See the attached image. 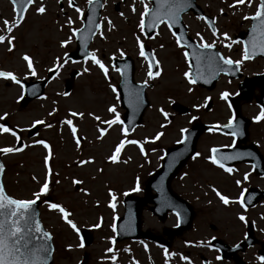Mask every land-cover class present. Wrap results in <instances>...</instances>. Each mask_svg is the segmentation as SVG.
Masks as SVG:
<instances>
[{"label": "rangeland", "instance_id": "374dc122", "mask_svg": "<svg viewBox=\"0 0 264 264\" xmlns=\"http://www.w3.org/2000/svg\"><path fill=\"white\" fill-rule=\"evenodd\" d=\"M196 1L205 14L214 19L216 32L213 35V31L203 19L187 14L183 16V22L188 28L189 36L199 44L214 43L225 58L241 60L243 48L239 43L233 42L232 38L251 27V19L246 20L243 17H251L255 13L259 0H252L250 6L245 0V4H237L232 8L229 5L233 4L234 0ZM75 2L84 14L87 0ZM41 3L46 8L44 14L36 12ZM117 3L118 12L114 8ZM144 3H149V6L151 4L149 0H144ZM133 7L135 11L132 10ZM75 9L69 5L68 0H36L23 24L14 27L13 32L7 35L15 37V49L8 51L7 39L0 43V71L11 72L29 81L48 79L50 69L57 70V74L49 80L43 96L30 102L23 101V88L20 85L0 78V116L7 113L0 124L15 131L23 141L22 151L1 154L5 166L3 182L11 197L32 199L33 192L39 191L46 179L44 157L48 150L35 141L43 140L51 149L48 167L51 168L52 174L47 178L49 190L41 195L39 200L42 202L41 221L53 236L52 264H80L85 252L89 255L86 264H202L198 254L203 251L209 256L210 264H230L216 262L215 252L207 247L215 236L221 237L229 244L243 240L246 236V224L238 219L239 215H244L245 221L254 225L256 235L261 240L259 246L243 253L245 256L241 254V257L249 264H261L255 253L258 247L264 245V200L252 208H241L238 203L226 206L212 189L215 188L230 200H236L243 189L246 191L252 186L264 188V177H254L250 170H247V165L234 167L231 174L221 173L218 169L208 168L197 158L190 161L171 183L173 190L188 199L196 212L194 226L172 241L174 249H180L182 257L187 259L175 258L169 261L164 250L147 243L124 245L125 250L115 244L113 220L122 215L121 199L125 193L132 192L138 183L140 191L135 193L143 196L145 183L160 168L165 151L182 140V130L189 128L194 120L199 124L208 123L213 126L228 123L233 119L231 108L220 96L223 92L232 95L235 94L233 92H238L239 81L222 79L215 89L208 91L196 84H189L188 77L184 75L186 72L190 73L185 49L177 45L169 28L162 24L152 39H147L139 29L138 24L143 12L141 0L103 1L101 26L90 45V53H94L108 67L107 78L90 58L65 63L66 53L75 48L73 31L82 26L83 15ZM14 19L11 2L0 0V35H6L3 21L8 20L11 24ZM69 19L71 24L68 23ZM225 33L229 39H225ZM136 37H140L144 47L153 51L156 61L159 62V77L149 79L147 76L148 65L145 59L138 55L139 45ZM66 40L69 43L62 46V42ZM120 52L136 58L137 81L147 80L153 84V88L147 92L150 106L144 114L143 122L126 137L121 131L123 125L109 127L101 123L113 118V114L108 112L111 106H115L120 118L124 113L119 103L118 90L114 93L109 87L111 84L117 89L120 81L119 72L115 71L111 64L113 59L121 58ZM24 55L31 58L35 76L29 73L26 62L22 59ZM243 66L246 73L244 76H252L264 70L262 60L243 63ZM85 68L88 69L87 72L84 71ZM73 70H77L79 75L73 83L72 91L65 94V82ZM188 88H192V91L189 92ZM208 100H211L212 107L206 111ZM173 102L189 108V113L181 115L173 111ZM240 108L241 114L251 122V138H256V141L262 143L264 152V119H254L261 111L258 101L240 100ZM161 109L163 113L170 114L172 119H165ZM71 112L83 113V117H71ZM96 116L100 117L99 121L94 119ZM65 119L73 120V125L77 128L76 136L81 141L79 147L76 146L68 126L62 123ZM37 120L44 123L34 124ZM49 124L52 127H46ZM36 125L39 126L38 134L28 138V130ZM101 128H106L107 131L101 139H97ZM157 132H163V135L160 139L153 140ZM212 134L216 136H200L197 152L203 154L209 145H226L232 142L230 137ZM122 139L125 140V146L119 154V162L114 164L108 157ZM131 139L137 140L139 145L143 146L144 153L140 152L139 145L126 142ZM17 143L10 133L0 134V148L16 147ZM80 160L92 162L81 165ZM241 169L244 171L237 173ZM245 174L248 176L246 180ZM32 177H36V180ZM236 178L241 181L239 186L236 184ZM73 181L81 183L76 184ZM183 189L188 196L184 194ZM190 190L195 192L191 194ZM110 191L116 195L115 201L111 200ZM207 192L211 196H208ZM47 197L51 203L59 204L71 213L67 219L76 225L79 232L86 228L93 234L91 247L86 249L79 246V232L61 218V213L48 207L50 203H46ZM118 199L120 200L114 208L109 206ZM150 206L152 204L149 203L146 207ZM141 217L144 230L155 233L165 231L164 228H173L178 223L174 214L160 222L147 208L143 210ZM97 224L100 226L95 227ZM211 225L214 229L210 228ZM110 248L112 251H109ZM185 250L191 253L188 254Z\"/></svg>", "mask_w": 264, "mask_h": 264}, {"label": "snow or ice", "instance_id": "6c2138e0", "mask_svg": "<svg viewBox=\"0 0 264 264\" xmlns=\"http://www.w3.org/2000/svg\"><path fill=\"white\" fill-rule=\"evenodd\" d=\"M35 2V0H12L13 4V11L15 19L10 24L8 20H4L3 24L5 26V30L7 33H12L14 27H18L19 24L22 22L24 18V12L28 8V6L32 5ZM88 4L90 6L94 5V0H87ZM141 3L143 4V12L141 13L140 21L138 24L139 29L141 32H144L145 29L151 30L156 28L159 24H165L169 29L177 22L179 21V14L185 10L186 7L189 5V0H155L156 7L150 8L147 3H144V0H141ZM248 5L250 6L252 3V0H247ZM237 4L243 5L245 4V0H234L233 4H230L229 7H235ZM69 5L72 6V0H69ZM77 13H80L81 16L83 13L81 12L80 8L75 9ZM135 11V8L132 9ZM91 15L88 16V32H93V27L99 28L100 25L95 23V7H91L90 9ZM223 11V10H221ZM36 12L38 14H44L46 12V8L41 3L37 8ZM123 15V13H121ZM151 17L150 23H146L145 17ZM200 19H204V17H200ZM243 19H251L253 21H256V23L253 24L251 32V51L249 50V45L245 44L243 49V59L248 60L253 58L257 51H259L260 54H264V0H259V4L256 8L255 13L249 17L244 16ZM71 20L69 19L68 23L71 24ZM109 25H111V21H109ZM76 31L74 30L73 35L76 34ZM257 33H259V36H257ZM102 34V33H101ZM175 36L176 34L173 33ZM199 35V33H197ZM213 35H215V29L213 30ZM225 39H229L227 34H224ZM7 39L8 44V51H12L13 40L15 37L8 36L7 38L5 35H0V43H4ZM81 39H86V37H81ZM137 44L139 45V51L138 55L140 57H145L146 59H149L145 56V48L143 43L140 41V37H136ZM69 41H63L62 46H65ZM177 45H181V38H176ZM161 47H163L161 45ZM201 48L204 49H211L214 47V43H201ZM228 47H231V45H228ZM86 56H89L91 61L99 67V69L103 72L105 77L107 78L108 75V67H106L100 59L96 57L94 53H85ZM187 56V53H185ZM120 56L123 57L124 53L120 52ZM218 54L209 55L205 58L206 63L209 67H212L215 71H226L225 68L220 67V63L222 61L223 65L231 66L235 64L237 68L239 67L241 61L236 60L233 61L230 58H225L223 56H218ZM22 59L26 62L27 69L29 73L32 76L36 75L33 62L31 58L28 55H24ZM198 61L200 60V57H197ZM151 61L148 65V71L147 76L149 79H153L155 77H159L161 75L160 70H157L153 72V66L157 67L159 69V62L155 60L154 57L151 58ZM67 61H65L66 63ZM113 68L115 71L120 72L121 75H123V72L120 68L115 67L113 65ZM231 69L229 68L228 71ZM51 71V69H50ZM85 72L88 71L87 68L84 69ZM185 77H188V83L189 84H195L196 79L190 78V73H184ZM0 78H4L7 80H11L14 83L18 84L23 88V85L21 84L20 80L11 72L7 71H0ZM145 84L148 83V81H144ZM125 86H127L125 84ZM109 87L111 90L115 93L117 91L116 87L109 84ZM188 91L191 92L192 88H188ZM228 92L221 93L220 98L227 100L229 97ZM231 107V105H229ZM163 113V110H160ZM108 112L113 114V118L106 121H101V123L108 125L111 127L112 125H123V121L121 120L119 114L116 111L115 106H111L108 108ZM51 115V113H50ZM83 117V113H77V112H71V117L76 116ZM91 115V114H90ZM165 116V119H167V113H163ZM7 116V113H5L3 116H0V121L4 120ZM96 120H100V117L96 116L94 117ZM193 119H196L193 117ZM256 121H260L261 119H264V108L261 109L259 115H257L254 118ZM44 121L37 120L34 122V124H43ZM63 124L67 125L70 134L72 135L74 142L77 147L80 146V139L77 138V128L73 125L72 119H65L62 121ZM46 127H52V125H46ZM161 127H164V125H161ZM225 128H233V120L230 119L227 124L223 125ZM106 128L99 129V135L97 136V139H101L104 134L106 133ZM123 135L126 137L128 134V130L126 128L121 129ZM184 131V130H182ZM2 133H10L13 137H15L16 141H20V137L17 135L15 131H12L9 127L4 126L3 124H0V134ZM163 135V132H157L155 136L153 137V140H158ZM231 135L233 137L238 135V130L232 131ZM128 144L132 145H139V142L137 140L131 139L126 141ZM36 144L42 145L45 149L48 150L47 154L44 157V163L46 167L45 171V182L40 186L39 191L33 192L32 199H16L6 194V190L2 183H0V264H48V257L51 255V251L49 248L48 242L52 239L51 235L47 231H43L40 222L35 218V214L33 212V206L36 204L37 200L40 199L41 195H44L49 190V183H48V177L51 176V168L48 167L49 159L51 158V149L48 143H46L43 140H37L35 141ZM235 143V142H233ZM125 146V140H121L117 145L114 146V151L111 155H109L108 160H110L112 163H118L119 162V154L122 150V148ZM140 152L144 153V149L142 145H139ZM23 149L20 147H3L0 148V154H10L14 152H20ZM212 155L208 157L210 159L211 163L214 165H217L221 169H223L224 172L231 174L234 169L230 167H226L225 163L223 161H232L240 159L244 155L251 156V153H239L236 152L234 154L229 155H220L217 157L216 153L218 152V149L212 148L210 149ZM199 153H196L195 156H193V159L198 156ZM91 160H80L79 164L83 165L85 163H91ZM126 162V161H125ZM4 171V165L0 163V174H2ZM248 178L247 174H245L244 179L246 180ZM33 180H36V177H32ZM59 183V181H57ZM73 183L79 184L81 181H73ZM236 184L239 186L241 184L240 180L236 181ZM132 191L139 192L140 187L137 183L136 187L132 189ZM212 191L216 194V196L219 198V200L224 205H229L230 203H238L241 208L245 207L244 204V191H241L239 197L236 200H230L229 197L221 195L219 191H217L215 188L212 189ZM109 195L111 197L112 201L116 200V195L109 192ZM127 195V193H125ZM47 203V202H46ZM165 205H167V201H164ZM110 207H115L114 203H110ZM170 206V205H167ZM48 207L50 209H55L59 213L62 214V219H65L66 222L77 232L79 230L76 228V225L71 221L68 220L67 217L70 216V212L66 211L64 207H62L59 204L56 203H50L48 204ZM238 219L240 221H245L244 215H239ZM100 225L97 224L95 227H99ZM115 226H113V231H115ZM80 247H83V242L81 241ZM146 247V246H145ZM109 251H112L110 248ZM165 251V256L167 258L168 253L167 249ZM115 259V257H113ZM182 259H187V257H182ZM217 259H220V257H217ZM258 259L264 264V256L258 257Z\"/></svg>", "mask_w": 264, "mask_h": 264}, {"label": "water", "instance_id": "95a60500", "mask_svg": "<svg viewBox=\"0 0 264 264\" xmlns=\"http://www.w3.org/2000/svg\"><path fill=\"white\" fill-rule=\"evenodd\" d=\"M155 3V0H154ZM188 7L185 8L183 12L179 14L180 18L177 24L173 25L171 28L175 32L177 37L181 38V45L187 47V55L189 58V63L191 66V74L194 79H196V83L198 84H205L208 80L215 81L222 71H215L212 67H209L206 63L205 58L209 55L216 54L213 49H204L199 47L188 35H187V29L183 25V22L181 20V15L184 13H187L189 11H194L196 14L201 15L199 7L196 5L195 0H189ZM96 6V12H95V23L99 24V18H100V1L95 2L94 5L91 7ZM91 7L88 10V14L86 15L84 27L82 30L78 31L77 33V43H78V49L75 53H72L68 55V58H72L74 60L81 59L87 57L85 53H88L90 42L97 32L99 28L93 27V32H88V16L91 15ZM156 7V4L154 5L153 9ZM151 17L149 16L146 23H150ZM256 23V21L252 22L253 24ZM157 28V27H156ZM156 28L147 30V33L152 36L156 30ZM252 27L249 29L248 33L246 34V37L241 35L239 39H241L245 44L249 45V50L251 51V32ZM257 36H259V33H257ZM81 37H86V39H81ZM262 55L259 51H257V54L255 56ZM197 57H200V60L198 61ZM220 63V62H219ZM114 65H119L118 61H114ZM220 67H224L223 63H220ZM227 72V71H226ZM77 75L76 72H73L71 75V80L75 78ZM207 77V78H206ZM125 84L127 86H125ZM45 85V82L42 84L35 83V84H29L26 86V95L25 99L27 101H30L42 94L43 87ZM145 87L144 85H136L133 82V70L132 65L130 64L128 69L123 72V83L121 85V88L123 89V92L121 93V100L123 107L127 110L124 115V121L126 122L127 126L129 124V130L134 126L138 125L141 122L142 115L146 109V107L149 105L147 101V97L145 94ZM72 89V82L69 81L66 85V90L70 91ZM235 109L237 113L239 112V109L237 106H235ZM180 112L182 114L187 112V109L181 107ZM239 118V117H238ZM237 122L234 124L233 128H221V130L232 133V131L237 130L236 128ZM35 128L34 130H36ZM200 130H202V127L199 125L194 126L191 130H188L186 132V136L184 141L179 144L177 147H174L172 149H169L166 153V156L163 160L162 168L155 174V176L148 182L147 189H146V195L144 198H130L128 197L125 200L126 205V213L124 218L120 221L119 225V240L131 238V239H138V238H148L150 240H155L156 238L149 232L143 233L141 231V213L143 207L148 203L152 202L155 205H157V208H153V211L160 215H163L166 210H170L172 212H175L180 217V228L176 231L172 232H165L171 236V238L174 236V232L180 234L183 233L186 230H189L192 225V220L194 218V212L191 209V207L187 204V202L179 199L176 195H174L171 192L170 189V182L173 179V177L177 174V172L183 167V165L187 162V160L194 154L195 147H196V141L197 138L200 135ZM21 147V145L19 146ZM0 163H2L0 158ZM3 164V163H2ZM2 176L3 173L0 174V183L2 182ZM156 190L157 195H151V190ZM7 194V193H6ZM251 197H248L244 200V203L246 204H255L257 200H250ZM164 201H167V206L165 205ZM39 202H36V204L33 206V212L35 214V218L40 222L41 227L43 231H46L41 223L40 220V213H39ZM162 217V216H160ZM52 237V236H51ZM83 242L86 245H90L92 243V237L87 232H84L82 234ZM250 237L242 244H240L237 248L234 250H244L246 247L251 246L253 243L250 241ZM161 243H164L163 240H158ZM49 248L51 251V255L48 257V264H51L53 261V252H54V246L52 239L48 242ZM262 256H264V253H261Z\"/></svg>", "mask_w": 264, "mask_h": 264}, {"label": "flooded vegetation", "instance_id": "af4514ba", "mask_svg": "<svg viewBox=\"0 0 264 264\" xmlns=\"http://www.w3.org/2000/svg\"><path fill=\"white\" fill-rule=\"evenodd\" d=\"M119 3H117L114 7H115V10L116 11H119ZM21 74V73H20ZM21 76V75H20ZM255 75L253 74L252 76L251 75H248V77L249 78H252V77H254ZM21 78V77H20ZM22 79V78H21ZM23 80V79H22ZM227 80V79H226ZM229 81V80H228ZM238 90H239V87H238ZM235 93V94H234ZM237 91H235V92H233V94L234 95H237ZM230 95H232V94H230ZM256 97V98H255ZM258 98H259V90L257 89V88H255L254 89V91H253V95H252V99L253 100H258ZM211 107H212V103H211ZM206 136H209V137H215L216 135H206ZM219 136H222V135H219ZM262 138L264 139V136H262ZM232 140V142L230 143V144H226V145H209V147L207 148V151H206V153H203V154H201L200 152H199V155L198 156H196L197 157V159L198 160H202V162L208 167V168H213V165H212V163H211V161H210V159H208V157H210L211 155H212V153H211V151H210V149H212V148H215V147H223V148H226V147H230L231 146V144L233 143V138L231 139ZM233 145V144H232ZM245 146L246 147H250L251 149H252V151H254L255 153H259V155L262 157V159H263V161H264V152L262 151L263 149H262V143L260 142V141H256V138H251V135H250V133H249V137H248V140H247V142H246V144H245ZM236 166H239V164H236V165H233L232 167H230V168H234V167H236ZM247 167H248V169H247ZM247 167H246V169L247 170H250V173L252 174V175H254V177L256 176L255 175V173L253 172V170H252V166L251 165H247ZM256 177H264V176H256ZM236 180H237V178H236ZM252 187H254V188H256V189H259V190H264V188H258V187H256V186H252ZM211 188V185H209V189ZM183 191H184V194L185 195H187L186 194V192H185V189H183ZM193 192H195V191H192V190H190V193L191 194H193ZM207 195L208 196H211L210 194H209V192H207ZM188 196V195H187ZM155 233V232H154ZM156 235H159L160 233H155ZM215 238L217 239V240H223V242L226 244V242L224 241V239H222L221 237H217V236H215ZM216 240V241H217ZM215 241V243H217ZM136 242H133V241H124V242H120V243H118L121 247H122V249L124 248V250H125V247H124V245H132V244H135ZM219 244V243H218ZM229 244V243H228ZM229 245H231V246H233V245H235V243H233V244H229ZM182 251L179 249V250H175L174 249V247L171 245V247H169L168 249H167V253H168V256H167V260H169V261H172V260H174L175 258H182V253H181ZM185 252L186 253H188V254H190L191 252H189L188 250H185ZM215 252V251H214ZM216 252H218L217 250H216ZM249 251H247V253H248ZM195 255V254H194ZM216 255H219V254H216ZM197 256V255H196ZM195 256V257H196ZM243 256H245V254H243ZM198 258H199V260H200V262L202 263V264H210L211 263V261H210V258H209V256H207L206 254H205V251H203V252H199V254H198ZM245 261H247V260H245ZM230 264H235L232 260L230 261Z\"/></svg>", "mask_w": 264, "mask_h": 264}]
</instances>
